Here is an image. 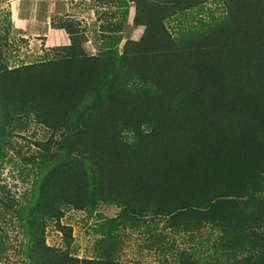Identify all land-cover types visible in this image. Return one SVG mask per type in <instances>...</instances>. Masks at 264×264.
<instances>
[{
  "label": "trees",
  "instance_id": "trees-1",
  "mask_svg": "<svg viewBox=\"0 0 264 264\" xmlns=\"http://www.w3.org/2000/svg\"><path fill=\"white\" fill-rule=\"evenodd\" d=\"M183 1L137 0L134 22H155L156 14L203 0L176 7ZM224 5L222 17L198 20L163 52L157 47L151 75L130 69L132 56L120 55L116 41L100 56L72 43L37 65L0 67V174L14 162L15 130L35 119L47 132L39 160L17 164L27 186L8 216L22 234L12 245L20 264H138L117 258L109 231L156 216L177 232L206 224L221 231L208 256L181 250L171 264H264V0ZM122 13L125 21L127 9ZM77 124L82 131L72 145L82 158L67 144ZM0 199L4 207L16 202L1 182ZM98 203L121 210L99 214L97 228L108 232L96 242L97 256L80 258L70 246L71 227L60 220L65 208L90 213ZM50 222L62 232V246L45 243ZM8 226L0 224V256L10 247Z\"/></svg>",
  "mask_w": 264,
  "mask_h": 264
},
{
  "label": "rangeland",
  "instance_id": "rangeland-1",
  "mask_svg": "<svg viewBox=\"0 0 264 264\" xmlns=\"http://www.w3.org/2000/svg\"><path fill=\"white\" fill-rule=\"evenodd\" d=\"M136 1L54 0L57 11L51 15V29H49L47 19L41 21L47 13L49 0L35 1L36 5L32 14L36 21L33 22L30 20L27 22L14 21L11 11L12 0H0V67L6 66L9 69L31 63L37 65L46 52L49 55L57 53L60 50L55 48L61 45L80 44V52L89 56H100L103 50L109 51L116 45L120 55L132 56L127 59L128 65H131L130 69H137L142 72L140 74L151 75L158 63L157 47L163 52L166 47L171 46L173 36H178L180 32L196 26L198 20L209 21L211 16L222 17L227 11L224 0H203L196 5L197 7L177 11L170 16L165 15L164 12L163 15L156 14L155 22L153 20L148 24L145 21L143 24H135ZM191 1L184 0L180 6L176 5V7L186 6ZM123 2L128 4L127 7ZM145 6L148 10V5ZM152 7L151 9L156 12L161 5L153 4ZM125 8L128 16L124 21L122 12ZM140 10L142 18L146 19L147 15H143V8L140 7ZM43 24L46 26L45 32L38 27ZM68 24L75 25L63 26ZM150 24L153 31L151 35H149ZM46 30L50 33L47 34ZM128 40L131 42L127 43ZM113 41H116L114 46ZM70 128L72 134L67 142L71 147L69 154L73 158H82L81 152L72 145L74 132L82 131V126L77 124ZM46 135L45 127L37 123L35 119H30L29 126L15 130L12 138L13 153L11 155L14 162L6 164L1 170L2 180L0 182L10 188L16 202L4 207L1 205L3 200L0 199V212L7 216V221L3 222L5 218L0 219V224L9 225L6 232L10 238L8 243L10 247L0 256V264H20L19 256L16 255V246L12 245L16 244L15 238H17L16 242L22 239V234L18 233L13 225L16 218L8 216V212L13 211V207L19 202L17 197L27 186L20 175L21 167H17V164L31 166L38 161L41 155L39 142L45 143ZM57 138L58 136L55 139ZM57 148L53 147V151ZM261 198L264 201V188ZM120 210V206L103 203H98L96 210L90 213L86 210L65 208L60 221L71 227L69 235H71L70 246L74 249L73 253L80 258L97 256L94 249L96 242L102 237V233L108 232L105 231L106 229L97 228L101 221L99 214L115 217ZM9 217L13 222L9 220ZM109 232L114 236L109 240L111 244H116L117 258L138 264H171L175 262V257L181 250L185 251V256L204 258L213 250L212 241L221 233L209 224L177 232L174 223L166 224L165 219L158 216L148 217L145 223L135 229L119 226ZM208 237L210 240L206 241ZM45 243L52 246L63 245V234L57 230L54 222L45 226ZM257 254L258 251H255L254 255Z\"/></svg>",
  "mask_w": 264,
  "mask_h": 264
},
{
  "label": "crops",
  "instance_id": "crops-1",
  "mask_svg": "<svg viewBox=\"0 0 264 264\" xmlns=\"http://www.w3.org/2000/svg\"><path fill=\"white\" fill-rule=\"evenodd\" d=\"M36 0H12V4H11V11L13 14V19L14 21L17 22H27V20H30L31 22L36 21V19H34L32 11L35 8V3ZM55 11H57L55 9V3L54 0H49V6L47 9V13H45V17H43V19H41V21H45V19H47V23H48V27H50L49 29H51V25H50V18L51 15H53L55 13ZM59 13V10H58ZM46 25V22H45ZM33 27V25H32ZM41 28L42 31L45 32V28L46 26H38ZM47 34L50 33L48 30H46Z\"/></svg>",
  "mask_w": 264,
  "mask_h": 264
}]
</instances>
